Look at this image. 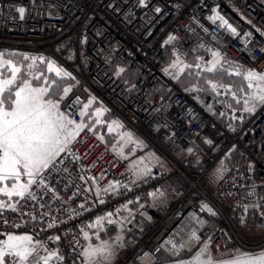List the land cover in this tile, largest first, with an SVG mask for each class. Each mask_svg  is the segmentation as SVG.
I'll return each instance as SVG.
<instances>
[{"label":"built area","instance_id":"obj_1","mask_svg":"<svg viewBox=\"0 0 264 264\" xmlns=\"http://www.w3.org/2000/svg\"><path fill=\"white\" fill-rule=\"evenodd\" d=\"M19 7L26 9L23 19ZM216 14L238 35L209 19ZM169 36L176 39L166 43ZM0 49L36 53L61 63L75 77L72 92L61 103L62 112L79 122V112L93 94L163 162L136 180L127 171L131 159H121L111 145L97 139L95 130L85 129L48 176L59 199L50 200L49 192L24 210L49 215L29 221L27 215L6 212L9 225L0 224V233L33 235L64 257L50 264H83L77 253L86 247L82 233L88 225L107 212L116 216L129 209L132 221L122 229L119 264L184 261L202 244L215 261L230 259L235 249L264 248V231L257 225L252 230L259 236L246 237L249 216L244 208L259 203L264 213V106L238 132H231L198 92L178 88L164 71L171 53L186 58L219 51L239 66L264 72V0H146L144 5L139 0H0ZM120 68L124 71L117 75ZM218 169L224 170L222 178L218 176L210 188V175ZM116 182L120 187L114 192L97 196V188ZM159 197L164 199L156 203ZM46 202L50 208H41ZM124 204L127 209L121 207ZM204 204L216 215L202 211ZM61 207L70 211H58ZM53 216L66 223L47 229ZM13 223L22 227H12ZM262 223L264 215L258 225ZM197 228L199 238L192 249L171 251L182 239L195 238ZM49 236L60 240H48Z\"/></svg>","mask_w":264,"mask_h":264},{"label":"snow or ice","instance_id":"obj_2","mask_svg":"<svg viewBox=\"0 0 264 264\" xmlns=\"http://www.w3.org/2000/svg\"><path fill=\"white\" fill-rule=\"evenodd\" d=\"M139 2L144 5L146 0H139ZM155 11L160 12L161 9L156 8ZM17 12L23 19L26 9L19 7ZM209 19L214 23L219 20L221 22L220 27H227L232 35H238L237 29L219 14L210 16ZM245 35L250 36L251 33ZM175 39V36H169L166 43ZM16 55L17 53L0 52V224L4 225H9V220L5 216L6 212L19 213L21 217L27 215L29 221H37L49 215L48 211L34 215L32 212H25L24 210L34 207L39 203L40 198L49 192L53 194L50 200L59 199L58 195L55 194V189L51 188L48 183V176L52 171L57 170L58 157L62 153L71 151L70 146L85 129L94 133L97 126L105 125L109 134L115 133L117 143L112 146L111 150L123 160H128L129 156L137 149L147 147L134 133L124 130L121 121H105L103 117L110 112L106 107H97L90 112L92 105L96 103L95 97L89 98L87 103L83 105L79 112L81 117L79 122L66 115L60 110V103L64 97L72 92L71 86H63L66 79H75L72 73L58 65L56 61L44 56L35 57L22 54L23 61L31 60V63L24 64L21 62L20 66L13 60L5 58ZM41 67H46V72L36 74ZM193 69L196 71L193 72ZM123 71L124 69L120 68L117 75ZM164 71L177 81L185 72H188L190 76L204 80V87L193 85L185 91H206L219 96L220 90L223 89L224 94L231 95L234 99L237 97V91H234L231 85H225L222 80H209L203 74L222 73L223 76L229 77L235 75L246 82L245 86L249 90L245 94L244 87L238 89L243 95L241 99H236V102L241 103L242 100L244 111L253 113L257 107L264 106V72L243 66H236L233 71H228L225 69V64L222 63V54L219 51H212L211 60L208 61L198 57L195 64L185 63L178 54ZM58 93H62V95H58ZM209 111H211L210 106ZM86 120L91 121V123H86ZM97 139L103 142L104 136L97 135ZM207 142L212 143L210 140ZM129 146L131 149L128 154H125V148ZM188 151L191 152L192 149L189 148ZM146 159L154 160L156 164L163 166L161 158L154 152L149 153L147 157L137 158L129 164L127 169L135 176L136 180L151 174V168L144 165ZM63 171H67V169L65 168ZM223 171V169L217 170L221 178ZM93 182H95V178H93ZM34 187L39 191H33ZM119 187L120 184L116 182L110 183L103 190L97 188V196L101 191L114 192ZM124 187L126 188L127 185ZM253 194V192L249 193V195ZM149 195L155 196V193H149ZM98 202L100 204L105 203L103 199H99ZM131 203L133 201H128V204ZM128 204L121 207L127 209ZM46 206L50 208V204L47 202L40 204L41 208ZM259 206V203L255 205L245 204L244 208L247 211L250 207L258 208ZM80 207L83 208L84 206L80 205ZM204 209H207L212 215H216L207 204L202 206L201 210ZM58 211L68 212L70 210L61 207ZM71 211L76 214L74 210ZM119 211L120 209L116 210V212ZM112 216L113 212L98 216L88 227L102 228L104 221L113 224L115 221L111 219ZM69 218L71 219L72 216L70 215ZM58 223H66V221L58 222L53 216L46 228H56ZM241 223H244L243 219H241ZM11 226L20 228L22 224L13 223ZM257 228L264 231V223L257 225ZM82 234L85 240L90 239L87 232ZM96 235L99 238V234L96 233ZM0 236L4 237L0 239V264H50L53 258L57 261L64 260L58 251L47 249L44 242L34 240L31 234L0 233ZM47 239L59 241L60 236H49ZM117 239L121 238L117 237ZM77 243L79 242L77 241ZM42 251L46 254L42 255ZM206 251L207 248L205 247L200 253H197L193 261H180L178 264H264V249L255 253L235 249L230 259L221 261L213 260L210 254L207 259L201 260L200 256ZM114 256L115 249L107 242H101L99 245L89 244L77 253V258H84L83 264H111Z\"/></svg>","mask_w":264,"mask_h":264},{"label":"rangeland","instance_id":"obj_3","mask_svg":"<svg viewBox=\"0 0 264 264\" xmlns=\"http://www.w3.org/2000/svg\"><path fill=\"white\" fill-rule=\"evenodd\" d=\"M0 52H5V53H16V52H8V51H3V50H0ZM28 54V56H35V57H39V56H36V55H32V54H30L29 52H27ZM22 54H24V53H17V55L16 56H6L5 58L6 59H11V60H13V62L14 63H16L18 66H20V64H21V62H23L24 64H29V63H31V60H29V61H23V55ZM176 58V56L175 57H173V59H172V61L169 63V64H167V66H166V68H168L169 67V65L174 61V59ZM199 58H202L204 61H208V60H211V54H206L205 56H203V57H199ZM181 59H183L184 60V62L185 63H188V64H195L196 62H197V59H196V61L195 62H191V61H189V59H187V58H182L181 57ZM52 60V59H51ZM58 65H60L59 63H58ZM61 66V65H60ZM236 66H239V65H236ZM63 67V66H62ZM63 68H65V67H63ZM66 69V68H65ZM231 71H233V69H230ZM229 71V70H228ZM41 72H46V67H41V68H39V71L36 73V74H40ZM166 75L171 79V80H173V81H175V82H177V80H174V79H172V76H170V75H168L167 73H166ZM207 79H209V80H214V81H218V80H220V79H217V78H214V77H208ZM66 80H72V79H66ZM225 85H229V84H227V83H225V82H223ZM246 83V82H245ZM193 85H198V86H201V87H204L205 86V84H203V83H201V80H197ZM193 85H189V86H187L186 88H191V87H193ZM66 86H71L72 87V90H73V87H74V84L73 83H69V84H67ZM247 88V87H246ZM234 90V89H233ZM234 91H237V97L234 99L233 98V100L236 102V99H241V97H242V95L243 94H241L238 90H234ZM249 90L248 89H245L244 88V92H245V94L248 92ZM220 92H221V94L219 95V96H217V95H215L214 93H211L212 94V96L213 97H215V98H217V97H227V96H231V95H226V94H224V91H223V89H221L220 90ZM71 93V92H70ZM69 93V94H70ZM200 95H201V92H198ZM202 96V95H201ZM91 97H95L96 98V103H94L93 105H92V107H91V109L89 110L90 112H92V111H94L95 110V108H97V107H101L98 103H97V100H98V98L95 96V95H91ZM90 97V98H91ZM53 98H55V97H53ZM65 98V97H64ZM64 98L61 100V103H62V101L64 100ZM232 98V97H231ZM89 100V99H88ZM99 101V100H98ZM241 102H242V100H241ZM61 103H60V110H61ZM87 103V102H86ZM237 103V102H236ZM243 103V102H242ZM102 104V103H101ZM103 106V105H102ZM215 106V105H214ZM104 107V106H103ZM213 107V106H212ZM83 108V107H82ZM81 108V109H82ZM214 108V107H213ZM257 109H258V107H257ZM256 109V110H257ZM62 111V110H61ZM242 111L243 112H245L244 111V104H243V109H242ZM242 111H241V113H242ZM234 113H235V115H237V114H239L238 113V111L235 109L234 110ZM240 113V114H241ZM254 113V112H253ZM253 113H251V115L253 114ZM110 115V114H109ZM239 116H241V115H239ZM103 119L105 120V121H108V122H110V121H113V120H116L115 118H113L111 115L110 116H108L107 115V113L105 114V116L103 117ZM86 123H91V121H88V120H86L85 121ZM97 130H98V132L100 133L99 135H103L104 136V139L106 140V141H109V143H111V145L113 146L114 144H116L117 143V137H116V134L115 133H113V134H109L108 132H107V127L105 126V125H100V126H97V128H96ZM124 130H127V131H131L132 133H134L135 134V136L137 137V138H139L140 140H142L143 142H144V144L147 146V147H145V148H143V149H137L132 155H130L129 156V158L131 159V162H133V161H135L137 158H139V157H141V156H144V157H147V155L149 154V153H156L155 151H153V150H151L149 147H148V145H147V143H146V141L143 139V138H141V136L139 135V134H137L135 131H133V130H131L130 128H125L124 127ZM130 149H131V146H129L128 148H125V154H128L129 153V151H130ZM160 158H161V160H162V157L158 154V153H156ZM153 164H155V161L154 160H145L144 161V165H146V166H148V167H151ZM144 165H142V166H144ZM218 172L217 171H214L211 175H210V188H212L213 187V185H214V183H215V181L217 180V178H218ZM164 199V198H163ZM161 197H159V198H157L156 199V203H158V202H160L161 200H163ZM111 219L112 220H114L115 221V223H113V224H109V223H107V221H104L103 222V227L101 228V227H97V228H87V230H86V232L89 234V237H90V239L89 240H87V244H86V246L87 245H89V244H93V245H99L101 242H107V243H109L110 245H112V247L115 249V256L113 257V259H112V261H111V264H119V258H118V255H117V251H118V249L120 248V246L122 245V241H123V234H122V229L127 225V224H129L131 221H132V211L131 210H129V209H127L126 211H124L123 213H121V214H119V215H116V216H112L111 217ZM257 225H258V223H257ZM111 226H115L116 227V231H115V233H113L112 235H107V236H104V235H102L101 234V232L102 231H104V230H107L109 227H111ZM248 226V228H247V230H245V235H246V237L248 238V239H251V240H255L258 236H259V234L258 233H256V232H254L253 230H252V228H254V227H256V226H252L251 227V229H250V226H249V224L247 225ZM96 233H98L99 234V238H97V235H96ZM17 235H24V234H17ZM117 237H120L121 239H117ZM207 248V246H206V244H202L201 246H199L197 249H196V251L192 254V257L191 258H189V259H186V260H184L185 262H189V261H193V259H194V257H196V255H197V253H200L201 252V250L202 249H204V248ZM239 249H241V248H239ZM262 249H264V248H262ZM241 250H243V251H246V250H244V249H241ZM259 251V250H258ZM258 251H246V252H250V253H255V252H258ZM208 258V251H206V252H204L201 256H200V259L201 260H205V259H207ZM167 264H178V261H175V262H170V263H167Z\"/></svg>","mask_w":264,"mask_h":264},{"label":"trees","instance_id":"obj_4","mask_svg":"<svg viewBox=\"0 0 264 264\" xmlns=\"http://www.w3.org/2000/svg\"><path fill=\"white\" fill-rule=\"evenodd\" d=\"M16 53L28 54L27 52H16ZM30 54L40 56L36 53H30ZM205 55L206 54L195 55V54L191 53V54H188L187 59H189V61H191V62H195L198 57H203ZM173 57H175V55L173 53L168 55V57L166 58V66H167V64H169L172 61ZM222 63L225 64V69H227L229 71H231L230 69L234 70V68L237 65L231 61H228L224 57H222ZM192 71L194 72L196 70L193 69ZM134 74L135 73H129V72L126 73L125 72L124 75L134 76ZM203 75L206 76L207 78L208 77H214V78L220 79L223 82L231 85L234 90H238L241 87H244L245 89H247L245 86L246 85L245 81H243L240 77H237L235 75L230 76V77L229 76H223L222 73H216V74L204 73ZM197 80H201V83L204 84L203 79H199L195 76H190L188 74V72H185L184 74L181 75V78H180V80L177 81V84L182 88H186L189 85H193ZM69 83L74 84L75 83L74 79L65 80L63 86H66ZM58 95H62V93H58ZM201 95H202V98L207 103H209L211 106L214 107L216 119L220 123L225 125L231 132H237L247 122V120L251 116V113H247V112L242 111L243 103L242 102L236 103L233 100L232 96H227L225 98L224 97L215 98L212 96L211 92H206V91H201ZM97 103L100 106H102L100 101L97 100ZM228 105H231V107H228ZM235 109L238 111L239 114L235 115V113H234ZM241 111H242V113H241ZM221 113H223V115H221ZM107 115L110 116L109 113H107ZM239 115H241V116H239ZM95 131L98 133V135L100 134L97 129H95ZM107 143H109V141H107ZM109 144L111 145V143H109ZM260 215L261 214H260L259 208H252V207L248 208V216H249L248 224L250 227H252V226L254 227L257 225V223H259ZM247 228H248V226L246 227V229ZM115 229H116L115 226H111L107 230L102 231L101 234L104 236L112 235L113 233H115V231H116Z\"/></svg>","mask_w":264,"mask_h":264},{"label":"bare ground","instance_id":"obj_5","mask_svg":"<svg viewBox=\"0 0 264 264\" xmlns=\"http://www.w3.org/2000/svg\"><path fill=\"white\" fill-rule=\"evenodd\" d=\"M1 50V49H0ZM4 51V50H3ZM57 63H59V62H57ZM61 66H63L61 63H59ZM64 67V66H63ZM166 77H168L167 75H166ZM169 78V77H168ZM129 81H133V80H129ZM173 81V80H172ZM175 82V81H174ZM176 84H177V82H175ZM177 86H178V88H182V87H180L178 84H177ZM164 94H166L165 92H163ZM154 95L155 94H153L152 93V95H151V98L153 99L154 98ZM110 103L112 104V105H114L117 109H120V107H119V105L117 104V102L115 101V100H110ZM215 110V109H214ZM238 132V131H237ZM234 133H236V132H234ZM104 142L106 143V144H108V145H110L109 143H107V141H105L104 140ZM148 145V144H147ZM148 147H149V145H148ZM230 162V161H229ZM179 232H180V234H182L183 235V231H185V228H183V227H181L179 230H178ZM198 231H199V228H197L196 229V231H195V238H192V239H187V238H184V239H182L180 242H177L176 244H174V245H176V246H174L173 247V249H171V251L173 252V251H178V250H183V249H192L194 246H195V244L198 242L197 240H198V238H199V234H198Z\"/></svg>","mask_w":264,"mask_h":264},{"label":"crops","instance_id":"obj_6","mask_svg":"<svg viewBox=\"0 0 264 264\" xmlns=\"http://www.w3.org/2000/svg\"><path fill=\"white\" fill-rule=\"evenodd\" d=\"M97 97V96H96ZM98 98V97H97ZM98 100L102 103V101L98 98ZM103 105V104H102Z\"/></svg>","mask_w":264,"mask_h":264}]
</instances>
